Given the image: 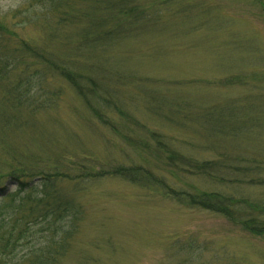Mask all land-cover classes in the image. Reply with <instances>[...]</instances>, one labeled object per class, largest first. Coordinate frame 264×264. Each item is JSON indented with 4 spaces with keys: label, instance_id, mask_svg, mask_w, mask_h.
Returning <instances> with one entry per match:
<instances>
[{
    "label": "rangeland",
    "instance_id": "rangeland-1",
    "mask_svg": "<svg viewBox=\"0 0 264 264\" xmlns=\"http://www.w3.org/2000/svg\"><path fill=\"white\" fill-rule=\"evenodd\" d=\"M0 38V195L84 176L56 178L82 213L57 264H264V0H0ZM216 195L239 222L191 203Z\"/></svg>",
    "mask_w": 264,
    "mask_h": 264
},
{
    "label": "trees",
    "instance_id": "trees-1",
    "mask_svg": "<svg viewBox=\"0 0 264 264\" xmlns=\"http://www.w3.org/2000/svg\"><path fill=\"white\" fill-rule=\"evenodd\" d=\"M58 1L62 2V0ZM78 1L80 3L86 0ZM1 40L2 39L0 38V41ZM3 45L4 46L0 49V51H2V49L6 46L4 42ZM25 46L26 43L25 45H22V47ZM29 52L32 51L30 50ZM40 57L48 63L47 57ZM2 67L3 65H0V68ZM8 89L12 90L13 85ZM200 166L204 171H207L205 168L208 167V163H202ZM108 169L109 170L103 171V173L99 174V176H103L107 173L112 174L113 176L122 177L123 179L132 178L131 181L138 183H140V181L146 182L145 180H147L143 178L141 170H138L137 168L135 170L130 169L128 172L122 170L121 167ZM20 173H18V177H15L17 189L20 191H18L19 194L16 196L13 194L11 195L10 193H3V195H0V264H3V262L7 259L9 252L13 250L14 244L12 240L16 234L18 233L20 238L22 236H27L28 232L32 229V225L36 227L42 222H45L46 229L50 231L49 243L46 245L48 251L40 252L38 254L39 258L34 256L32 258H36L34 261L30 259L31 261L25 264H57L54 260V256L50 255V252L55 248H58L57 250L59 252L62 248V243L71 238L74 234V229L78 227L79 220L77 219L82 215V213L80 210L81 205L77 200H75V195L63 197L58 191L55 192L58 187L56 186V178H63L66 181L70 180L69 182L75 184L77 181L80 182V179H82V177L84 178V176L76 175V177H72L64 175V173L61 174V172H38L40 174L36 173L30 175L23 173L26 176L21 175ZM133 174L137 176H132ZM144 176L147 177L148 173L144 174ZM157 182L159 185H162L161 181L157 180ZM173 192L175 193V191ZM8 196L10 198H8ZM216 196L218 198L216 199V203L214 202L213 204L207 203L206 205L203 201H194V199H191V203L194 206L211 209L214 212L225 214L231 220L235 219L239 222L237 213L235 212L234 214V210L229 206L231 205V200H229L226 195H223L224 204H229L227 206L223 204V201L220 202L222 198L220 195ZM17 198L21 202H18ZM24 198L26 199L27 204H24ZM9 200H11V204H8ZM248 220L250 227L249 230L251 232L258 235H264V224L257 220L256 222L251 221V219ZM5 227H7V229ZM35 232L37 233L38 230L36 229ZM58 232H62L60 239H57ZM45 241L48 242L47 239ZM58 256L59 255L57 254L55 257ZM25 257L26 256L22 257L21 260H26L27 258Z\"/></svg>",
    "mask_w": 264,
    "mask_h": 264
}]
</instances>
